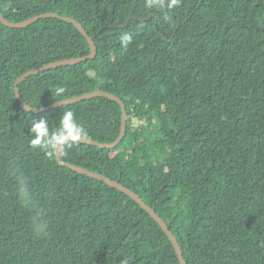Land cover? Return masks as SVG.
Masks as SVG:
<instances>
[{"label":"trees","instance_id":"16d2710c","mask_svg":"<svg viewBox=\"0 0 264 264\" xmlns=\"http://www.w3.org/2000/svg\"><path fill=\"white\" fill-rule=\"evenodd\" d=\"M162 2L0 0L13 22L46 12L75 18L98 48L94 59L28 77L20 93L36 108L97 89L122 98L123 141L66 145L62 160L137 192L167 222L187 264H264V0ZM124 34L132 36L126 49ZM90 51L60 18L20 28L0 20V264H181L131 196L30 144L31 120L55 130L65 111L86 137L120 135L122 107L108 97L41 113L17 98L25 72ZM135 118L145 122L135 127Z\"/></svg>","mask_w":264,"mask_h":264},{"label":"water","instance_id":"95a60500","mask_svg":"<svg viewBox=\"0 0 264 264\" xmlns=\"http://www.w3.org/2000/svg\"><path fill=\"white\" fill-rule=\"evenodd\" d=\"M48 17L60 18L66 22H70V23L75 24V26L87 38V40L90 44V49H91L90 54H88L86 56L73 57V58L53 61V62H50L48 64L41 65L37 68H34L32 70L25 72L24 74L19 76L15 82V92H16L17 98L19 99L22 107L25 110L32 111L35 113H41V112H44V111L49 110V109L59 108V107H62L64 105L78 103V102H81L83 100H87V99H91V98L108 97V98L118 102L122 107V114L123 115H122V127H121L120 135L113 142L104 143V142H100V141L94 140L93 138H89L86 136H83V138L80 140V142L99 146L101 148L113 149V148L117 147L120 144V142L123 141L124 137L127 134V125H128L129 114H128L127 107H126L124 100L122 98H120L119 96H117L116 94L109 92V91H106V90H103V89H97V90H94L92 92H87V93H84L82 95H78V96H74L71 98H67L64 100L57 101L53 104H50L48 106L41 107V108L32 107L23 99V97L20 93V85L28 77H30L34 74H38L40 72L46 71V70L53 69V68H57V67H61V66H67V65H74V64L86 61V60L94 59L98 55V48H97L96 42L94 40V36H91L88 33V31L86 30V28H84L75 18H72L69 16H62L61 14H59L57 12H46V13L33 16L29 19H26V20H23L20 22H13V21H10L9 19H7L5 17V15L2 12H0V20L2 21V23H4L6 26L14 27V28L26 27V26H28V25H30V24H32V23H34V22H36L42 18H48ZM63 148L59 152L56 153L58 162L60 164H62L64 166H68V167L72 168L73 170L77 171L78 173H81V174L93 177L95 179L104 181L107 184L114 186L115 188H117V189L127 193L129 196H131L145 210H147L151 214V216L160 224V226L166 232V234L168 235L169 239L171 240V242L173 243V245L175 247V250L178 254V257L180 259L181 264H187V262L184 258L180 243H179L177 237L175 236V234L169 228V225L167 224V222L148 203H146L143 200V198L137 192L133 191L132 189H130L129 187L125 186L124 184L118 182L117 180L112 179L106 175H103L102 173L95 172V171H92V170L85 168L83 166H79L76 164H71V163L63 161L62 160Z\"/></svg>","mask_w":264,"mask_h":264},{"label":"clouds","instance_id":"9594fccd","mask_svg":"<svg viewBox=\"0 0 264 264\" xmlns=\"http://www.w3.org/2000/svg\"><path fill=\"white\" fill-rule=\"evenodd\" d=\"M179 0H168V7L178 4ZM149 6L163 8L162 0H149ZM132 42L130 34L121 36L122 46L126 49ZM63 92V89L59 90ZM29 132L31 134L30 144L33 148L43 150L47 155L54 156L64 146L77 144L85 135V129L77 122L75 115L71 111H65L60 118L55 130H50L47 119H34L30 122ZM21 196L26 206H31L32 196L25 184H21ZM43 224H38L37 228L42 230Z\"/></svg>","mask_w":264,"mask_h":264},{"label":"rangeland","instance_id":"374dc122","mask_svg":"<svg viewBox=\"0 0 264 264\" xmlns=\"http://www.w3.org/2000/svg\"><path fill=\"white\" fill-rule=\"evenodd\" d=\"M145 121L141 120V119H138V118H135L133 120V124L135 127L139 126L140 124H143Z\"/></svg>","mask_w":264,"mask_h":264}]
</instances>
